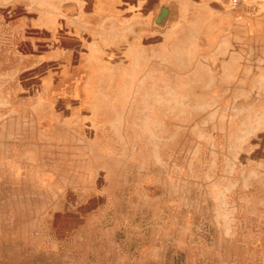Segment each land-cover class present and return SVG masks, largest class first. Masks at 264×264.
I'll return each mask as SVG.
<instances>
[{
	"label": "rangeland",
	"instance_id": "374dc122",
	"mask_svg": "<svg viewBox=\"0 0 264 264\" xmlns=\"http://www.w3.org/2000/svg\"><path fill=\"white\" fill-rule=\"evenodd\" d=\"M143 1L0 0V264H264V0Z\"/></svg>",
	"mask_w": 264,
	"mask_h": 264
},
{
	"label": "water",
	"instance_id": "95a60500",
	"mask_svg": "<svg viewBox=\"0 0 264 264\" xmlns=\"http://www.w3.org/2000/svg\"><path fill=\"white\" fill-rule=\"evenodd\" d=\"M170 12H171V9L169 6H167V5L162 6V8H161V10H160V12L156 18V22L158 24L163 25L167 21L168 17L170 16Z\"/></svg>",
	"mask_w": 264,
	"mask_h": 264
},
{
	"label": "built area",
	"instance_id": "2783aa9c",
	"mask_svg": "<svg viewBox=\"0 0 264 264\" xmlns=\"http://www.w3.org/2000/svg\"><path fill=\"white\" fill-rule=\"evenodd\" d=\"M248 0H229L230 6L236 8Z\"/></svg>",
	"mask_w": 264,
	"mask_h": 264
},
{
	"label": "crops",
	"instance_id": "0c3cea01",
	"mask_svg": "<svg viewBox=\"0 0 264 264\" xmlns=\"http://www.w3.org/2000/svg\"><path fill=\"white\" fill-rule=\"evenodd\" d=\"M149 2H150V0H144V1H143V3H145L144 5L146 6L145 8H148V7H149ZM162 6H164V3H162V5L160 6V9H159V11H158V14H159V12H160ZM169 7H170V6H169ZM170 9H171V12H170V15H171V14H172V8L170 7ZM158 14L155 16V19L157 18Z\"/></svg>",
	"mask_w": 264,
	"mask_h": 264
}]
</instances>
